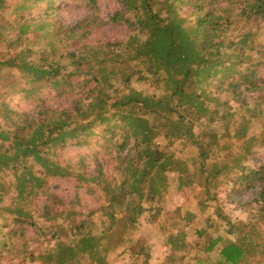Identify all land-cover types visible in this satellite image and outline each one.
I'll list each match as a JSON object with an SVG mask.
<instances>
[{
	"label": "trees",
	"instance_id": "1",
	"mask_svg": "<svg viewBox=\"0 0 264 264\" xmlns=\"http://www.w3.org/2000/svg\"><path fill=\"white\" fill-rule=\"evenodd\" d=\"M20 1L0 0V264L27 230L36 245L19 254L41 264H109L110 252L150 264L152 244L133 232L161 217L166 261L264 264V0H115L106 19L83 0L72 23L51 0ZM107 25L127 37L98 38ZM47 87L58 105L42 100L21 119L4 101ZM48 177L73 179V197ZM84 187L96 207H83ZM172 187L201 195L166 208ZM96 213L107 218L98 230Z\"/></svg>",
	"mask_w": 264,
	"mask_h": 264
},
{
	"label": "rangeland",
	"instance_id": "2",
	"mask_svg": "<svg viewBox=\"0 0 264 264\" xmlns=\"http://www.w3.org/2000/svg\"><path fill=\"white\" fill-rule=\"evenodd\" d=\"M52 6L55 8V16L57 19L66 22V23H72L76 19L82 17L85 14L86 6L83 2V0H51ZM9 3L13 8L19 3H21L20 0H9ZM98 4L100 6V15L103 18H108L109 15L112 13V11L117 7V3L115 0H98ZM42 5H45V2L42 3ZM11 10V9H10ZM38 9H34L32 11H25L27 13V16H30L31 13H36ZM10 17H13L11 14ZM127 29L125 27H114L112 25H107L104 29L101 30L100 33H98L96 36L102 40H124L127 37ZM262 36L264 37V29L262 31ZM1 72V70H0ZM0 79V86L3 85V82ZM44 100L45 105H51L53 107H56L59 102V98L56 96V92L54 88H42L39 92H37L34 95H29L24 93L23 91H14L6 94L4 96V101L8 104V107L14 111L15 117L19 116V118H22V114L25 113H34L36 109H38V106L40 103ZM63 102H67V96H63ZM230 110L235 111L239 110L238 107L234 103H230L228 105ZM243 111H241L242 113ZM235 119L239 120L240 115L239 112L235 111ZM0 121H2V115H0ZM216 129L218 128V124L215 123ZM219 129V128H218ZM76 151L72 152V154H75ZM189 153L185 150L177 151V155L186 156ZM261 159H264V148L258 149L255 153L254 160L259 161ZM90 170L93 169V162H90ZM104 170L106 173L115 175L114 171H111L109 166H105ZM173 180H175V173H171ZM116 177V176H115ZM116 180V179H115ZM48 186L51 189V191H54L58 196L63 198L65 201H68L71 197H73V193L75 192L74 188V180L73 179H60V178H47ZM170 192L166 194L165 202H166V208L173 207V205L176 204H183L187 205L189 207H192V205L195 203V197L198 195H201V191L197 188H188L184 191L177 192V190L172 187L169 189ZM254 191H247L241 194L240 200L241 201H247L253 198ZM78 194L80 197L81 202L83 203V207L85 209H88L89 207H96L97 206V195H89L87 194L85 187L78 190ZM223 196V195H222ZM223 207L225 208L226 212L233 217V219L237 217H243L244 214L240 213L239 209L240 207H237V204L235 202H226L224 203ZM169 212V211H167ZM166 213H164L165 218ZM168 215V214H167ZM95 226V229L98 230L102 223L107 221V218L102 214H95L92 217ZM11 220V216H8V220ZM165 220V219H164ZM163 217H161V220H157L156 222H143L140 223L138 228L134 230L133 234L134 236H142L144 237L150 244H152V256L150 260V264H173L172 262L166 261L167 254L169 253L168 247L166 245V234L164 233V229L161 227L163 225ZM163 221V222H162ZM162 228V230L160 229ZM188 233V231H187ZM32 231L27 230L26 232V238L23 239V241L29 239V245L30 247H34L36 245V242L32 239ZM187 238L190 240L191 235L187 234ZM13 245L9 246L8 252L6 253L7 257L4 260L5 264H41V259L39 258L37 261H31L26 256H22L23 254H19L20 250V244L23 242L22 240H13ZM47 246L43 245V249H45ZM176 264H183V259H177ZM108 263L109 264H123L121 262H118V259L115 255V253H108ZM175 264V263H174Z\"/></svg>",
	"mask_w": 264,
	"mask_h": 264
}]
</instances>
